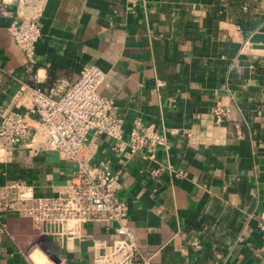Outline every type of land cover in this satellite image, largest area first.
<instances>
[{
  "label": "crops",
  "instance_id": "0c3cea01",
  "mask_svg": "<svg viewBox=\"0 0 264 264\" xmlns=\"http://www.w3.org/2000/svg\"><path fill=\"white\" fill-rule=\"evenodd\" d=\"M4 1L0 113L23 109L16 94L29 73L7 26L34 9ZM37 18V82L97 64V91L115 101L124 137L135 126L165 135L153 157L116 150L106 134L87 140L92 162L119 172L128 227L150 264H264V55L244 51L264 33V0H45ZM73 168L30 121L0 149V189L16 178L51 195ZM114 226L87 220L42 234L0 205V264H111L102 254L119 237Z\"/></svg>",
  "mask_w": 264,
  "mask_h": 264
},
{
  "label": "built area",
  "instance_id": "2783aa9c",
  "mask_svg": "<svg viewBox=\"0 0 264 264\" xmlns=\"http://www.w3.org/2000/svg\"><path fill=\"white\" fill-rule=\"evenodd\" d=\"M44 1L17 0L21 4L31 3L33 13L12 19L7 26L24 52L29 77L16 94L23 109L0 113V149L19 142L30 121H34L43 129L46 145L62 152L74 163V168L51 195L34 196L22 182L12 178L0 189V205L29 217L35 230L42 234L66 231L87 220H112L119 237L107 246L102 258L111 264H150L128 227V205L117 194L119 172L107 164L92 162L93 151L87 140L89 132L106 134L115 139L113 148L116 150L153 157L155 147L165 142V135L135 126L124 137V120L115 101L97 91L105 76V71L97 64L81 67L73 79L60 75L49 83L37 82L33 72L34 44L40 32L37 16ZM10 13L6 2L0 0V16ZM221 111L218 108L217 115ZM177 174H184V170L179 169ZM260 227L264 228V222Z\"/></svg>",
  "mask_w": 264,
  "mask_h": 264
},
{
  "label": "water",
  "instance_id": "95a60500",
  "mask_svg": "<svg viewBox=\"0 0 264 264\" xmlns=\"http://www.w3.org/2000/svg\"><path fill=\"white\" fill-rule=\"evenodd\" d=\"M259 42H263V43L261 44ZM244 51L264 55V33L263 32L252 33L245 44Z\"/></svg>",
  "mask_w": 264,
  "mask_h": 264
}]
</instances>
